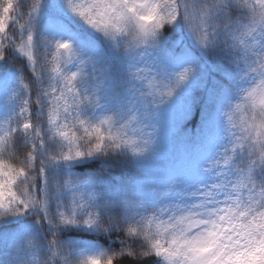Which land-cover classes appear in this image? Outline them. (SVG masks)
Segmentation results:
<instances>
[{
  "label": "snow or ice",
  "instance_id": "snow-or-ice-1",
  "mask_svg": "<svg viewBox=\"0 0 264 264\" xmlns=\"http://www.w3.org/2000/svg\"><path fill=\"white\" fill-rule=\"evenodd\" d=\"M117 262L264 264V0H0V264Z\"/></svg>",
  "mask_w": 264,
  "mask_h": 264
},
{
  "label": "trees",
  "instance_id": "trees-1",
  "mask_svg": "<svg viewBox=\"0 0 264 264\" xmlns=\"http://www.w3.org/2000/svg\"><path fill=\"white\" fill-rule=\"evenodd\" d=\"M17 63H19V61L17 62ZM115 237H113V239H114ZM117 264H122V262H117Z\"/></svg>",
  "mask_w": 264,
  "mask_h": 264
},
{
  "label": "rangeland",
  "instance_id": "rangeland-1",
  "mask_svg": "<svg viewBox=\"0 0 264 264\" xmlns=\"http://www.w3.org/2000/svg\"><path fill=\"white\" fill-rule=\"evenodd\" d=\"M29 2H31V0H29Z\"/></svg>",
  "mask_w": 264,
  "mask_h": 264
}]
</instances>
